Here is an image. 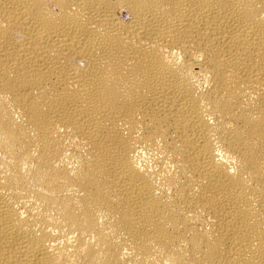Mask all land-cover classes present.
I'll return each instance as SVG.
<instances>
[{"label": "bare ground", "instance_id": "1", "mask_svg": "<svg viewBox=\"0 0 264 264\" xmlns=\"http://www.w3.org/2000/svg\"><path fill=\"white\" fill-rule=\"evenodd\" d=\"M0 264H264V0H0Z\"/></svg>", "mask_w": 264, "mask_h": 264}]
</instances>
